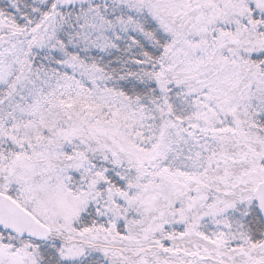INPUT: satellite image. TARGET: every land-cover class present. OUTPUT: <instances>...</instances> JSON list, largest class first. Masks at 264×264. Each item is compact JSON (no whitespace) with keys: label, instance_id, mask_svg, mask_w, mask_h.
<instances>
[{"label":"snow or ice","instance_id":"snow-or-ice-1","mask_svg":"<svg viewBox=\"0 0 264 264\" xmlns=\"http://www.w3.org/2000/svg\"><path fill=\"white\" fill-rule=\"evenodd\" d=\"M0 264H264V0H0Z\"/></svg>","mask_w":264,"mask_h":264}]
</instances>
